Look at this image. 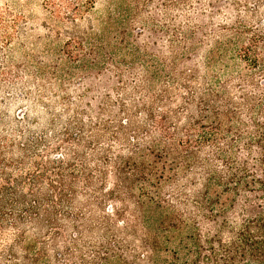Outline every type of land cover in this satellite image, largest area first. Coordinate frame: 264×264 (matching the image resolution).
Listing matches in <instances>:
<instances>
[{
    "label": "trees",
    "instance_id": "trees-1",
    "mask_svg": "<svg viewBox=\"0 0 264 264\" xmlns=\"http://www.w3.org/2000/svg\"><path fill=\"white\" fill-rule=\"evenodd\" d=\"M148 1L0 6V264H264V0Z\"/></svg>",
    "mask_w": 264,
    "mask_h": 264
},
{
    "label": "rangeland",
    "instance_id": "rangeland-1",
    "mask_svg": "<svg viewBox=\"0 0 264 264\" xmlns=\"http://www.w3.org/2000/svg\"><path fill=\"white\" fill-rule=\"evenodd\" d=\"M165 0H152L148 1L146 4V7L143 9V15L139 17L138 22L136 23L135 30L143 29V26L141 25L140 21L146 20L150 27H154L155 29H159L161 26H163L164 23H167L164 17V10H163V2ZM195 1V0H193ZM45 0H0V6H6L11 8L12 10L16 12L23 13L27 18V27L28 30H31L33 34H35L38 37H44L46 35V30L43 27V21L45 18V10L43 9V3ZM124 3V5L131 4L133 8L135 7L136 0H96V6L94 11L87 16L86 18V24L85 26H90L92 23L96 21L97 18L103 16L107 10H118L119 3ZM224 2V0H223ZM196 6V4H195ZM120 10V9H119ZM183 10H176L173 11V14H180ZM225 10L223 12L222 16H217L215 18V22L224 24L229 22L230 19L227 18L228 14H225ZM193 15V14H191ZM149 19H152V22L149 21ZM180 20L184 24V19H178L175 23L179 24ZM148 28V27H147ZM153 28V29H154ZM58 30L63 31L61 28H58ZM159 36H161V33H157ZM147 36H152L150 29H147L145 31V38ZM143 38V39H145ZM153 40L159 41L158 38L152 36ZM17 56H21L20 54H17ZM195 61L197 62L199 68L203 70L201 57L195 58ZM193 62H186L185 66L188 68V66H193ZM22 107V106H20ZM19 107V108H20ZM19 109L16 110V112Z\"/></svg>",
    "mask_w": 264,
    "mask_h": 264
}]
</instances>
